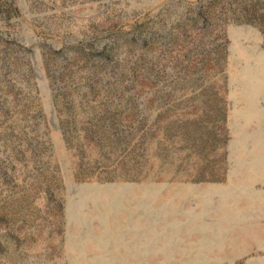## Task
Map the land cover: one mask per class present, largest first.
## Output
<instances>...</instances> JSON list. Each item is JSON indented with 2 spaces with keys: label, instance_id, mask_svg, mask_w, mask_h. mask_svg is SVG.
Returning a JSON list of instances; mask_svg holds the SVG:
<instances>
[{
  "label": "rangeland",
  "instance_id": "1",
  "mask_svg": "<svg viewBox=\"0 0 264 264\" xmlns=\"http://www.w3.org/2000/svg\"><path fill=\"white\" fill-rule=\"evenodd\" d=\"M0 264H264V0H0Z\"/></svg>",
  "mask_w": 264,
  "mask_h": 264
}]
</instances>
